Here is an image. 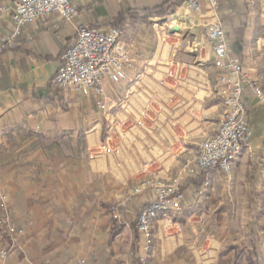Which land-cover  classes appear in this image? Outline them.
Instances as JSON below:
<instances>
[{"label": "crops", "instance_id": "1", "mask_svg": "<svg viewBox=\"0 0 264 264\" xmlns=\"http://www.w3.org/2000/svg\"><path fill=\"white\" fill-rule=\"evenodd\" d=\"M16 1L0 0V47L14 31L12 7ZM178 1L73 0L77 14L71 20L65 21L57 15L39 18L20 29L12 41L13 48L7 47L0 52V196L5 197L9 216L15 228L21 231L17 248L4 264H79L81 259L87 264H133L128 253L132 236L130 224L155 195L143 191L133 198L122 215L123 229L107 245L112 222L108 204L113 198H123V181L129 179L131 165L127 163L128 158L108 156L100 150V99L94 94L63 92L50 80L60 64V55L82 26L107 28L121 13L134 15L126 20L122 37L133 39L132 52L147 58L154 50V42L145 31L144 11L175 5ZM248 3L217 0L216 16L245 74L263 90L264 25L256 22L254 9ZM183 5L175 10L173 17L183 20L184 36L189 39L187 45H164L165 50L168 49L167 56L156 59V79L162 78L168 69L173 70L172 77L167 80L173 89L162 92L161 97L169 96L163 100L179 108L177 115L182 126L189 121L183 113L188 106L192 108L193 101L200 95L193 87L197 85V76L205 71L213 79L217 73L206 63L209 49L200 27L209 16H202L203 7L195 14ZM165 34L170 31L156 29V38ZM157 48L158 45L156 51ZM178 56L184 59L179 60ZM244 100L249 111L251 136L242 155L229 173L208 172V187L202 197H198L193 188L182 191L184 215H189L184 226L177 222L170 226L159 214L154 217V246L146 257L147 264H197L191 245L202 225L188 228L186 222L192 218L200 222L205 213L214 208L224 212L229 206L227 203L210 205V199L215 198L219 190L224 193L235 184H240L242 189L247 152L258 148V142L264 139V106L249 90ZM216 103V97L206 102L203 115L210 121H216L220 113ZM188 125L180 131L189 138L180 161H192L196 154L195 135L189 136L196 124L189 121ZM164 133L168 136L166 139L175 144L172 132L164 130ZM161 139L158 138L159 143ZM164 154L167 157L170 152ZM173 168L171 165L170 171L164 174L175 177ZM184 179L185 176L179 177L180 182ZM224 226L222 223L221 229ZM169 227L183 229L179 243L175 244L174 234L167 233ZM212 239L217 242L216 238ZM6 243L0 234V249ZM139 243L143 245L141 240ZM140 250L142 253L143 249ZM186 252L191 256H186ZM215 258L216 253L205 264H212Z\"/></svg>", "mask_w": 264, "mask_h": 264}, {"label": "built area", "instance_id": "2", "mask_svg": "<svg viewBox=\"0 0 264 264\" xmlns=\"http://www.w3.org/2000/svg\"><path fill=\"white\" fill-rule=\"evenodd\" d=\"M201 3L205 5L207 11H213L216 7V0H189L185 5L189 11H200ZM76 14L73 0H17L12 7L14 31L12 36L3 42L0 52L4 45L12 48L14 46L12 41L19 34L20 29L37 19L57 15L69 21ZM205 29V37L211 45L208 48L207 62L217 70L215 94L225 110L220 116L219 127L215 133L200 142L194 160L185 163L183 173L190 179L204 170H219L225 173L231 171L251 136L243 94L247 88H250L259 99L264 101V93L254 83L242 79L240 60L231 54V45L222 26L217 21H212L205 26ZM135 60L122 39L121 31L112 27L84 25L60 55V64L51 78V84L63 92L84 96L96 95L100 99L98 108L104 112L103 119L107 122V131L113 134L108 138L109 142L118 145L117 141H119L123 148L127 146L130 149L141 150L145 155L142 159L143 164H148L156 161L152 156L156 147L168 141L161 137L160 141L165 142L159 143V134L164 133V130L172 133L181 131L172 129L180 123L177 115L179 108L163 101L169 99V96L161 97L162 92L173 89L168 81L164 82L160 79L156 81V77L148 73L146 74L148 76L141 79L135 73L137 70ZM198 77L202 81H197V85L193 86L194 89L202 93H210L208 75L200 74ZM113 88L121 93L117 99L106 94ZM203 97L205 96L202 95L201 99H196L195 102L201 105ZM194 106L195 104L186 110L190 121L198 117V113H192ZM167 125L169 127H164ZM109 142L104 146L106 152L110 151ZM179 177L171 182L154 177L147 179L144 184L155 188L158 199L137 217V229L144 244L140 256L141 264H147L146 257L152 244L154 217L159 214L162 218L171 221L172 217L184 214L181 205L182 194L177 183ZM207 187L206 178L197 195L203 196ZM119 207L120 205L117 206ZM114 218H117L116 214ZM0 228L11 238V241L0 249V261H3L21 234V231L11 223L4 198H0ZM80 264L85 263L81 261Z\"/></svg>", "mask_w": 264, "mask_h": 264}, {"label": "rangeland", "instance_id": "3", "mask_svg": "<svg viewBox=\"0 0 264 264\" xmlns=\"http://www.w3.org/2000/svg\"><path fill=\"white\" fill-rule=\"evenodd\" d=\"M245 1H247V3L249 2L248 4L251 5L252 8L254 9L256 22L258 24L264 25V0H245ZM186 2L183 3L184 9L186 8V5H185ZM180 6H178V7H180ZM201 6L203 7V12L201 13L202 16L204 18L206 17V14H208V16H209V17H207V18H209L208 21H205V22L200 24V27L202 28V30L204 32L203 35L205 37V34H206L205 26L207 24L211 23L212 21H215V22L217 21L221 26H222V24L216 16L217 0H216V7L213 11H207V8L205 7V5H203V3H201ZM178 7H175L174 9L176 10ZM162 8H164V7L160 6V7L154 8V9L160 10ZM175 10L173 13L171 11H167L166 14L164 16H161V17H157V16L144 17L143 24L145 27V31H147V35H149L151 37V40L154 42V50L149 56H147V58L145 57L146 55H143V58H141L140 57L141 54H139V53L135 54L132 52L131 47L134 46L132 41L135 42L133 39H130L129 36L128 37L126 36L125 39L122 37V39L125 40V41L124 40L123 41L129 47L132 57L134 59H136L135 61H137L136 62L137 70L135 73L137 75H139L141 79H143L145 76H148V75H146L147 73L150 76L156 77V63H158V61L157 62H156V60L153 61L154 60V54L156 52V45H158L160 42L163 41V43L166 45V47L167 46L170 47V45H171V47H175L176 44L178 47V44L181 45V43H183L185 46L186 42H188V40H189L187 35L184 36V33H185L184 30L186 29V26H185L183 20L180 21L179 19H176L173 17L175 14ZM150 11H152V10H150ZM190 12L197 14V13L201 12V10L200 11H190ZM170 25H172V28L170 27ZM163 28H165L166 30L168 29L170 31V34H165L161 38H159V37L156 38V29H157V31L162 32ZM222 28H223V26H222ZM224 33H225V31H224ZM225 36L228 39L229 44L231 45L230 39L226 35V33H225ZM204 40H205L207 47L210 48L209 46H211V45L207 41L206 37ZM164 41H166V43ZM160 46L161 47H159V49H158L159 52L157 53L158 56L156 55V57L167 56L166 50L168 51V49L166 48V50H165L164 45H160ZM230 52L232 55H234L231 51V46H230ZM169 54L170 53L168 52V55ZM234 56L237 57L236 55H234ZM237 58L240 60L239 57H237ZM164 59H165V57H164ZM177 59L183 60L184 58L182 56H178ZM206 63L208 65H210L211 67H213L212 64H210L209 62L206 61ZM240 63H241V60H240ZM204 66H205V64H204ZM241 69H242V75H243L242 79L246 80L248 83L252 82L256 85V82L254 80H251L247 77V75L245 74L244 69L242 67V64H241ZM215 71L217 72L216 69H215ZM201 72H204V74L208 75V80L210 81V85H211V89H210L211 91H210V93H202V92L198 91V93H200V95L198 94V100L201 99L202 95L205 96L202 98L203 102L201 103V105H199L198 102L193 101V102H195V103H193V104H195V106H194L195 108L192 110V113L193 114L198 113V117H197V119L192 120L193 124L194 125L196 124V125L192 127L193 131L191 132L192 134L189 136L195 135L194 138H196V140H193V141L196 142V153H197L198 144L200 142L204 141L205 139L211 137L215 133V131L219 127L220 116L222 115V113L225 110L224 106L222 105L220 100L216 97L217 95L215 94V90L217 87L216 86V79H215L216 75L213 77V79H211V77L208 73H206L205 71H201ZM171 73H173V70L168 69V73H166L162 78H159V79L163 80L165 82L166 80L171 78L170 77ZM136 74H135V76H136ZM197 79H198V81H202L199 78H197ZM157 80L158 79H156V81ZM50 82H51V80H50ZM256 87L264 93V89L262 90L257 85H256ZM248 90L253 93V95L257 99V102L259 104H261L262 106H264V101H262L261 99H259L256 96L254 90L247 88L245 90V92ZM196 91H197V89H196ZM245 92H244V94H245ZM106 94H108V96L110 95L112 98H115V99H117L118 96L119 97L121 96V93L119 91H117V89H114V88L112 90H110V93L107 91ZM244 94H243V100H244ZM212 97L217 98V103L214 105L218 107V111L220 112L217 115L216 121L215 120L210 121V118H208L205 115H202V114H204V110H206L207 100H209ZM168 102L169 101H166L165 103H168ZM244 105L246 107V111H247V115H248V121H249V111H248V107L246 106L245 100H244ZM188 109H189V106H188L187 110ZM103 113L104 112L102 111V117H101V120L99 122L101 129H102L101 134H100V140H99V146H100L101 152L105 155H108V156L112 155L113 157H116L119 159L124 158V160H126L128 158L127 163H130V165H131V168L128 171L129 172V179L123 181L124 182L123 187H125V191L122 194L123 198H121V197L113 198L112 202L108 204L109 208H107L108 211H110V218H111L112 222H113V220L121 221L124 211L126 210V208H128V205L131 203L133 198L134 197L136 198V196L141 194L143 191H151L155 195V198L153 199V201L148 206H150L154 201H157L158 195H157V192H155V188L144 185L145 182L147 181V179L156 177V179L164 180L166 182H171V180L177 179V177H179V176L182 177L185 175L183 173V168L185 166V163L192 162L195 157L193 158L192 161H190V160L180 161L181 155L183 153L182 149H184L183 147L186 146V144H187L186 142H188L189 138H188V134L185 135V134H183V132L178 131L180 133H171L174 136V138H176L175 144L171 143L170 141H167V142L161 141L160 143H164V142L165 143L160 145V147H156V150L154 151V153H152V156H154L156 158V161H153V163L143 164L142 159L144 158L145 155L142 153L141 150L130 149L127 146L123 148L119 141H117L118 145L115 143L109 142L108 138L110 136H112L113 134L109 133V131H107V128H106L107 122H106V120L103 119L104 118ZM183 115L187 117V120L189 119L187 113H183ZM189 121H190V119H189ZM189 121H187V124L184 126H182V124L179 123L175 128H172V129L184 130L189 126L188 125ZM210 126L212 128H209ZM164 127L167 128V127H169V125L164 126ZM249 128H250V123H249ZM198 131H200V132H198ZM250 132H251V129H250ZM157 133L158 132H156V135H157ZM159 137H164V139H166V137L168 138V136L165 133L159 134ZM249 140H250V138H249ZM249 140H248V142H249ZM107 142H109V147H110L109 152H106V150L104 149V146ZM258 143H259L258 148H255L252 150H250L248 147L246 148L247 151L250 150V153L247 152L248 158H247L246 170H245L244 178H243L242 189L240 188V184H239V186L235 184V185H233V187H231V189H229L228 191H226L224 193H221L222 191L219 190L218 195H216L215 198L210 199V205L213 204L216 206L220 202H223V204L227 203L229 206L225 208L226 210H224V212L223 211L220 212V208H218V209L214 208V210L211 209L210 211H208V213H205L206 216H204V220L199 222L198 219L192 218L186 222L187 223L186 226L188 228H190V226L192 228L193 226L202 225L201 229L198 232L199 236H196V240L193 237V239L195 241L193 240L194 244L191 245L192 251L194 252V255H195L194 256L195 258L193 257V260L196 259L197 264H205L206 262L210 261V259L214 256V253H216V258L212 264H231L230 260H231V253L232 252L230 254L224 256V257H221V258H219V253L222 252L223 248H225V247L236 245V244H242V243L246 242L247 231H248L247 223L249 222V218L251 215L250 211H249V209H251V207L249 206L250 203H249V201H247L248 199L245 196L246 176H247L248 171H249V166H248L249 161H253V163H257V162L263 163V167L260 169V171L255 172V174L258 175L257 189H256L257 192H256V195L252 196L250 199L253 202V205L257 206V209L259 211L258 215H257V219H256V224L260 225V227L256 230V233H257V239H258V245H259L260 253L262 255V259H263V263H264V139H261ZM166 152H170V154H168L167 157L164 154ZM195 156H196V154H195ZM164 157L167 158L166 164L163 162ZM160 162H162L161 164L164 166V168H162L160 166V164H159ZM171 165H172V167H174L173 168L174 171H176V175H174L175 177H171V176H168V174H164L170 169ZM185 179H188V177H185ZM177 183H178L179 190H180V184L182 182L178 181ZM121 186H122V183H121ZM188 188H192V187H188ZM136 190H138V192H136ZM194 190L197 193L198 190H196V189H194ZM179 192H181V194H182V191H179ZM198 197H202V196H198ZM0 198L5 199L4 196H0ZM182 200H183V194H182ZM118 205H120L119 208H117ZM181 205H182V202H181ZM148 206H146V207H148ZM145 208H143L136 216V229H137V217ZM7 212L9 214L8 207H7ZM114 214L117 215V218H114ZM184 216H185L184 214H182L181 216L176 215V216L172 217L171 221H168L165 218H163V219L170 226H172V224H174L175 222L180 223V224H182V226H184L185 225L184 224L185 218L189 217V215H187L185 217ZM112 222H111V225H112ZM11 223L15 227L12 220H11ZM222 223L225 224L223 229H221ZM152 225H153V220H152ZM169 228H170V230L167 231V233L172 234V236L174 234L176 236L175 237V244L179 243L178 240L182 238L183 229L177 230V229H174L175 227L174 228L169 227ZM152 230H153V226H152ZM194 231L196 233V228ZM137 233L140 236L141 242H143L142 236L139 233L138 229H137ZM0 234L3 237V239L5 240V242L8 243L11 241V238L7 234H5V232L1 228H0ZM151 237H152V244H151L150 250L154 246V235L152 232H151ZM213 237L216 238L217 242H219V246H218L217 242L216 243L214 242V240L212 239ZM129 239H130V246H129L128 253H129V255H131V257L134 255V257H136V259H138L139 264H141L140 263V256H141V250L140 249L144 248V244L142 243L143 245L140 246L139 245L140 243L138 244L136 242L133 233H132V236L129 237ZM17 242H18V239L15 242V244H13V247H12L11 251L8 253V255L13 250H15L17 248V244H18ZM7 243H6V245H7ZM132 246L133 247L136 246L134 248H138V251H136V253H134V254L131 253ZM8 255L6 256V258L3 261H0V264H4L6 262ZM185 255L189 256L190 254L188 252H186ZM81 261H84V263L87 264L84 259H81L79 261V264ZM239 264H246V262H245V260H242Z\"/></svg>", "mask_w": 264, "mask_h": 264}, {"label": "trees", "instance_id": "4", "mask_svg": "<svg viewBox=\"0 0 264 264\" xmlns=\"http://www.w3.org/2000/svg\"><path fill=\"white\" fill-rule=\"evenodd\" d=\"M188 0H180L175 5H164L162 9H154L152 11L145 10V16L144 17H152L157 16L161 17L166 14L167 11L174 12V8L182 5L184 2ZM134 15H130L128 13L120 14L116 19H114L107 28L112 27L119 31H121L125 25V22L127 19L131 18ZM14 47V46H13ZM12 47V48H13ZM7 47L4 45L1 49V52L6 50ZM249 171L246 176V186H245V196L248 199L250 203L251 209L250 211V218L249 222L247 223L248 231H247V237L246 242L242 244H236L232 246H228L223 248L222 252L219 253V258L224 257L231 252V264H239L242 260H245L246 264H264L262 255L260 253L259 245H258V239H257V233L256 230L260 227V225L256 224V219L258 215V209L256 205H253V202L251 201V197L256 195L257 192V181H258V175L255 174L256 171H260V169L263 167V163L257 162L253 163V161H249L248 163ZM208 170L200 171V173L193 179H185L180 184V191H183L184 189L188 187H192L193 189L198 190L202 187L206 176L208 174ZM109 208V207H108ZM124 225L121 223V221L113 220L111 228L108 233V239H107V245H110L112 241L115 239V237L120 233V231L123 229ZM130 229L132 233L134 234L136 242L139 244L140 242V236L137 233L136 229V219L130 224ZM136 247V246H134ZM132 246L131 253H136L138 251V248H134ZM133 264H139L138 259L134 257V255L131 258Z\"/></svg>", "mask_w": 264, "mask_h": 264}, {"label": "bare ground", "instance_id": "5", "mask_svg": "<svg viewBox=\"0 0 264 264\" xmlns=\"http://www.w3.org/2000/svg\"><path fill=\"white\" fill-rule=\"evenodd\" d=\"M180 21H181V19H179ZM175 24V23H174ZM176 27V26H175ZM160 45H165L164 43H163V41L162 42H160L159 44H158V48H157V51L155 52V54H154V60L153 61H155L158 57H156V55H157V53L159 52V47H161ZM158 56V55H157ZM96 129V128H95Z\"/></svg>", "mask_w": 264, "mask_h": 264}]
</instances>
